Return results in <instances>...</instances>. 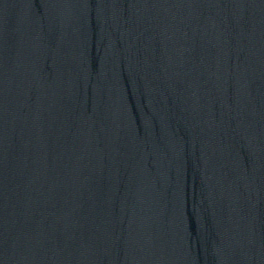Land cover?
<instances>
[{
	"label": "water",
	"instance_id": "1",
	"mask_svg": "<svg viewBox=\"0 0 264 264\" xmlns=\"http://www.w3.org/2000/svg\"><path fill=\"white\" fill-rule=\"evenodd\" d=\"M0 264H264V0H0Z\"/></svg>",
	"mask_w": 264,
	"mask_h": 264
}]
</instances>
